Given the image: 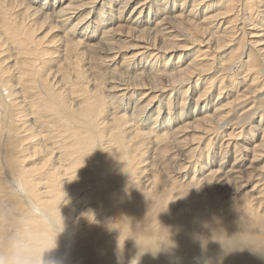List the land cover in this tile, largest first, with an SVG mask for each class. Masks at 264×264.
<instances>
[{
    "label": "bare ground",
    "instance_id": "1",
    "mask_svg": "<svg viewBox=\"0 0 264 264\" xmlns=\"http://www.w3.org/2000/svg\"><path fill=\"white\" fill-rule=\"evenodd\" d=\"M5 1L0 59L4 44L15 41L16 50L9 66L0 60V237L24 234L33 256L61 252L65 264H84L78 247L94 242L102 253L122 252L116 264H133L132 253L139 264H171L167 257L181 249L186 264L206 256V264H253L241 247L264 242V108L251 104L238 117L235 107L264 99V0H177L176 10L173 1L135 0L124 31L109 27L110 11L128 0L116 9L115 0H58L51 12L24 4L20 14L39 16L40 24L18 22ZM96 8L97 20L87 23ZM48 19L62 33L55 49L57 39L34 33ZM94 25L103 26L97 41L85 34ZM131 31L136 43L104 93L80 55L111 60L93 56L114 53V35ZM188 45L196 49L173 55L167 67V53ZM53 56L62 58L58 69L50 68ZM141 61L147 64L138 67ZM124 99L133 100L130 112ZM187 100L194 102L189 112Z\"/></svg>",
    "mask_w": 264,
    "mask_h": 264
},
{
    "label": "rangeland",
    "instance_id": "2",
    "mask_svg": "<svg viewBox=\"0 0 264 264\" xmlns=\"http://www.w3.org/2000/svg\"><path fill=\"white\" fill-rule=\"evenodd\" d=\"M7 1V2H6ZM5 1V4L7 3V5H10V7L12 8V10L16 13V15H17V17H16V19H17V21L19 22L20 20H21V18H23V20L25 21V22H27V23H30V24H33L32 22H34V21H36L37 22V24L39 23H41V19L39 18V16H36V17H33V16H30V18H28L25 14L23 15V14H20L21 13V11H22V7H23V5L25 4H27V5H30V6H32V7H40V10H44L45 12L46 11H49V12H51V10H49V8H51V7H54L55 6V8H57L56 6H57V3H58V0H23V2H22V4H19V2H18V0L17 1H12V0H6ZM55 1V2H54ZM62 2L63 1H65V0H61ZM60 1V4H62V2ZM118 1H120V0H115V3L114 4H112V6H113V9H116L117 8V6L116 5H118L117 3H118ZM137 1V0H136ZM136 1L135 0H128L127 1V3H126V5L127 6H125L124 7V9H122V11H121V9H117L116 11H110L111 12V14H112V22H111V25H109V27L111 28V27H114V26H116L117 24H119V28L118 29H120V30H122V31H124V28L123 27H121V23H122V26H124L125 25V20H123L122 18H124V19H127V16H129L128 14L130 13L129 11L132 9V7L133 6H135V4H136ZM160 1H162V0H160ZM159 0H158V2H160ZM168 2H172V4H173V7H174V9L176 10L177 8H180V0L179 1H177V0H167ZM116 4V5H115ZM150 4H151V2H150ZM40 5H42V6H40ZM47 6L49 7V8H47ZM99 6V5H98ZM97 6V7H98ZM168 6H169V4H168ZM178 6V7H177ZM154 7H156L154 4L152 5V7H151V10L152 11H154ZM48 10H47V9ZM55 8H53V9H55ZM259 8H262V7H259ZM119 11V12H118ZM81 12H83V11H81ZM81 12H79L77 15H76V17H75V19H74V21L73 22H75V20L77 21V19H79V17H81L80 16V13ZM109 12V13H110ZM117 12V13H116ZM148 12V11H147ZM97 13H99V9L98 8H96L95 9V11L94 12H92V13H90L89 15H88V17L89 18H87V19H85L86 21L88 20V21H90V20H92V21H96L97 20ZM109 13H108V16H109ZM198 13V16H199V12H197ZM196 13V14H197ZM201 13V12H200ZM51 14V13H50ZM74 14V13H73ZM144 14H146V13H144ZM52 16H54L53 14H51ZM72 15V14H71ZM105 15H107V12L104 14V16ZM118 15H120V16H118ZM157 16H159V15H157ZM110 17V16H109ZM40 19V20H39ZM264 19V18H263ZM49 20V19H48ZM45 21V23L44 22H42V26L40 27V28H38V30L36 29V30H34V33H36V35H37V37H42V39L43 40H50V39H52V40H56V41H54V42H51V47L50 48H52V49H55V46H56V48L57 47H59L60 45H61V40H58V37H60L61 35H62V33H61V29L57 26H55V27H53V28H51L50 29V27H48V24L51 22L50 20L49 21ZM84 20V21H85ZM144 20H145V16H144ZM88 21H87V23H88ZM90 22V24H92L93 25V22ZM263 22H264V20H262ZM48 22V23H47ZM53 23H54V21H52ZM87 23L86 24H82L83 26H85V25H87ZM113 23H115L114 25H113ZM124 24V25H123ZM113 25V26H112ZM236 25L237 26H241L240 25V20H238L237 22H236ZM36 26V24L34 25V27ZM37 26H39V25H37ZM66 26H68V24L66 25ZM66 26H64V27H62L64 30H65V28H67ZM105 26V25H104ZM69 27V26H68ZM103 27V26H102ZM102 27H100V26H96V25H94V27H88L87 28V30H86V35H90V34H92V36L93 37H96V39L94 40V41H97V39L98 38H101V36H102V33H101V31L103 30V28ZM215 27H216V25H215ZM214 27V30L216 29ZM123 28V29H122ZM102 29V30H101ZM101 30V31H100ZM76 31V30H75ZM46 32H47V34H46ZM239 32H240V30H239ZM239 32H237V34H236V36L238 35V33ZM18 33V32H17ZM175 33L176 34H178L176 31H175ZM74 34H75V32H74ZM4 34H2V33H0V38L1 39H3V38H5V36H3ZM17 35V34H16ZM125 34H121V32H120V34L118 35H114V37L115 38H120L119 40L120 41H114V50H115V52L114 53H112V54H105L104 52L103 53H101L100 54V52H98L97 51V53L93 56L94 58H95V56L96 57H99V56H103V57H105V56H114V58H112L111 60H110V58L111 57H108V58H106L105 59V61H102L101 62V60L100 59H90V57H89V55L87 54V50H86V52L84 53V54H87V55H80V59H79V65L80 66H83V68L86 70V74H87V76L89 77V78H91L92 77V74L94 73V76H93V78H96L97 79V82L99 83L100 81H99V77H101V82H100V84H101V87L103 88V91H104V93H106V89H107V87L106 86H108L110 83L108 82V80H112V78H110V77H113V79H115L117 76H119L118 74V72H121V71H123L124 69L123 68H121L122 66H120L119 65V63H120V59H121V57L123 56V54H127V55H129L130 53H131V51L132 50H129V49H131V48H133L134 46V44L136 43V41L134 40V34H133V31H131L130 33H128V34H126V35H128V36H124ZM132 37H131V36ZM135 35H136V33H135ZM54 36H56V37H54ZM125 37V38H124ZM176 37H180V36H176ZM89 38H92V37H89ZM114 38V39H115ZM133 38V39H132ZM6 39V38H5ZM158 39H160V36H158ZM175 40V42L176 43H178V44H180V45H183V44H188L187 43V40H183L181 37L180 38H174ZM83 40V42H85V41H87V39H82ZM8 41V43L9 42H12L13 40H12V38H11V41H9V40H7ZM15 41H13V44L12 43H9L8 45L7 44H4V49H6L5 50V52H3V53H1V59L0 60H2L3 59V61H4V63L5 64H2L3 65V67H6V66H9L11 63H12V58L14 57V55H15V50H16V48H14V45H15V43H14ZM157 42V41H156ZM10 44H12V45H10ZM55 45V46H54ZM125 45V46H124ZM132 45V46H131ZM83 46V45H82ZM130 46H131V48H130ZM238 46V44L237 43H235V44H233V46H232V49H235L236 47ZM180 47V50H178V51H175V50H173V51H171L170 53H167V54H169V55H171L170 56V59H169V61H168V64H167V67L168 66H170L172 63H174V61L176 60V58H173L174 56H176L177 54H178V52H182V54H183V52H191V51H193V50H195L196 48H194V47H192L191 45H188V46H179ZM188 47V48H187ZM12 48V49H11ZM14 48V49H13ZM243 48H245V46H243L242 48H241V50H239L238 51V55L239 54H241V52H243ZM8 49V50H7ZM229 49L230 48H228V49H226L225 51L224 50H221V51H219L217 54H216V56L218 57V56H220V52H222V51H224L225 53H227L228 51H229ZM232 49H231V51H232ZM81 50V49H80ZM7 51V52H6ZM13 52V53H12ZM129 52V53H128ZM11 53V55L12 56H9V54ZM224 53V54H225ZM167 54H164V56H166ZM174 55V56H173ZM223 55V54H222ZM221 55V56H222ZM4 56V57H3ZM7 56V57H6ZM168 56V55H167ZM182 56H184V54L182 55ZM10 57H11V59H10ZM53 57H55L53 60H52V62H51V64H50V68H51V66H52V68L51 69H58V65H59V63H61V60H62V58L60 59V62L59 61H56L57 59H59L60 57L59 56H53ZM115 61V62H117L118 61V64H116V66H115V69L113 70V69H111L112 67H113V65H111L113 62L112 61ZM6 61V62H5ZM9 62V63H8ZM159 62H160V64H159ZM163 61L161 60V59H159V61H158V64L157 65H159L157 68H159V67H161V63H162ZM142 63L144 64V65H146L147 63H145V61H141V64H139V66L138 67H140V65H142ZM56 65V66H55ZM89 65H92L93 67H94V69H92L93 67H90ZM115 65V64H114ZM88 68H91V69H88ZM100 69V70H99ZM110 69H111V71H110ZM136 69H138L137 67L134 69V71H136ZM97 70H99V71H102L103 72V74H99L98 76H97ZM93 73H92V72ZM89 72V73H88ZM91 72V73H90ZM105 72V73H104ZM10 73H12V71L10 72ZM124 73H126V71L124 72ZM112 74V75H111ZM129 74H132L131 73V71H130V73ZM264 75V74H263ZM109 78V79H107V78ZM72 78H73V76H72ZM104 79H106V80H104ZM263 79H264V76H263ZM93 80V79H92ZM103 83V84H102ZM104 85V86H103ZM131 86H133V85H131ZM138 88V89H137ZM105 89V90H104ZM142 90H145V88H142V87H136V86H134V88H132V91H135V92H139V91H142ZM2 91V92H1ZM5 91V90H4ZM3 90H0V93H3L4 92ZM146 91V90H145ZM147 92H148V90H147ZM5 93V92H4ZM3 93V94H4ZM167 93V92H166ZM227 93H229V92H227ZM231 93V92H230ZM164 94H165V92H164ZM128 95V94H127ZM225 95V94H224ZM167 96V95H166ZM173 96V95H172ZM263 96V95H262ZM128 98H130V96L128 97ZM127 98V99H128ZM253 100H251V103L250 104H246L248 101H250V99L248 100V101H244V102H242V104H246V106L244 107V109H242V110H240V108H241V106H238V107H235L236 108V110H237V114H238V117L239 116H246L250 111H247V113H245V114H240L239 115V113H241L243 110H245V109H247L248 108V106L249 105H251V104H255V106H257L254 110H257L258 108H264V99L263 100H261L260 98V100L258 101V103H257V99H255V97H251ZM70 101H71V99H70ZM74 101V102H73ZM73 101L71 102V104H74L75 102H76V99L74 100V98H73ZM127 101L128 100H126V99H124L123 100V103H126L127 104ZM212 101H215V94L213 95V97H212ZM252 101H254V103H252ZM129 102V101H128ZM130 104H127V106H128V112H130L131 111V108H132V106H133V100H131L130 102H129ZM257 103V104H256ZM241 104V105H242ZM194 105V102H193V100L192 101H189V100H187V102H186V104H185V106H184V110L183 111H186V112H189V108L191 109V108H193V107H191V106H193ZM263 105V106H262ZM126 106V105H125ZM262 106V107H261ZM153 108V107H152ZM235 110V111H236ZM257 112V111H256ZM260 112H262V111H260ZM259 112V113H260ZM235 113L236 112H234V114H232V116L234 117V115H235ZM259 113H256L255 115L253 114V117L251 118L252 120V123L253 124H255V122H257V119H258V114ZM237 114H236V117H237ZM231 116V117H232ZM230 117V118H231ZM250 123V122H249ZM246 126H247V124H246ZM248 127H246V129H247ZM32 142H34V141H32ZM211 155V154H210ZM227 160V159H226ZM37 161V160H36ZM231 161V160H230ZM30 161H28V163H29ZM27 163V164H28ZM262 165H264V163H261ZM264 170V168L259 172V173H261V175H263L262 174V172H264L263 171ZM11 174V173H10ZM10 176V175H9ZM10 178V179H9ZM7 179H9L8 181V183H9V185H11L12 187H13V189L14 190H16V192H18L17 190H19L20 188L18 187V185L17 184H19V183H17V182H14L13 180H12V177H8L7 176ZM17 183V184H16ZM19 193V192H18ZM25 207L28 209V211H29V207L27 206V204H25ZM36 212L37 213H39V214H41L42 216H43V218L44 219H46L47 221H49L50 220V217H49V215H48V213L45 211V210H37L36 209ZM202 241V240H201ZM86 244V245H85ZM96 243L94 242V244H92V245H90V244H87V243H83V244H80V245H82V246H80V247H78V249L80 250L79 251V253L80 254H82L84 251V255L85 256H83L82 258L80 257L79 259L82 261V263H83V260H85L84 262V264H86L87 262L89 263V264H116V262L115 261H117L118 259V256L119 255H123V253L122 252H118L115 256H113V255H111L110 254V252L109 253H107L106 254V252H104V253H102L103 252V250H101V249H99V248H97L98 246L97 245H95ZM85 245V246H84ZM88 245H90V246H88ZM229 245V244H228ZM87 246V247H86ZM97 246V247H96ZM231 247H234V246H237V245H230ZM239 247V246H238ZM255 247L256 248H252V249H245L244 247H241L242 249H243V253H250L251 255H254L252 258H253V260H254V263L253 264H264V242H262V243H256V245H255ZM90 248V249H89ZM87 249H89V251L87 250ZM81 250H82V252H81ZM91 250H92V252H91ZM213 251H216V250H211L210 252H213ZM180 252V253H179ZM88 253V254H87ZM90 253V254H89ZM100 253V254H99ZM195 253V252H194ZM196 253L197 254H202V251H196ZM77 255V256H75V255H72V256H75L73 259H75L77 262H79V259H78V256H81V255ZM106 254V255H105ZM125 254V253H124ZM133 254H135V253H132V254H130V256L134 259V262H133V264H139V262H136V261H138L137 260V255L135 256V255H133ZM173 254H174V256H173ZM188 255L187 253H186V250H184V249H181V250H178V251H176V253L174 252V253H172L171 255L172 256H168L167 257V259L168 260H170L171 261V264H186L185 263V258H182V257H178V255ZM59 255H60V258H59ZM59 255L57 254V256H54V258L56 257V259H54L53 258V256L51 257V254L49 255V253H47V255H44V256H42L41 258H43V259H41L42 260V264H45L46 262H48V263H46V264H49L50 262H52V264H65V262H64V256L61 254V252L59 253ZM62 255V256H61ZM103 255V256H102ZM110 255V256H109ZM231 255V254H230ZM129 256V258H131ZM232 256V255H231ZM33 257H36V258H34L35 259V261H36V264L38 263V264H40V262L38 261V260H40V256H33ZM117 257V258H116ZM176 257V258H175ZM52 258V259H51ZM59 258V259H58ZM78 260H77V259ZM174 258V259H173ZM234 258V257H233ZM53 259L55 260V261H53ZM83 259V260H82ZM117 259V260H116ZM180 259V260H179ZM195 260L196 259V257H193L192 258V260ZM44 260V261H43ZM47 260H49V261H47ZM52 260V261H51ZM56 260H59V261H57L56 262ZM256 260V261H255ZM90 261V262H89ZM91 261H96L95 263L94 262H91ZM199 261H200V259H199ZM199 261H196V262H190V263H192V264H206V262H210V259H208V257L206 256V257H202V260L199 262ZM56 262V263H55ZM60 262V263H59ZM184 262V263H183ZM253 262V261H252ZM120 263V262H119ZM122 264V263H121ZM124 264V263H123Z\"/></svg>",
    "mask_w": 264,
    "mask_h": 264
},
{
    "label": "clouds",
    "instance_id": "3",
    "mask_svg": "<svg viewBox=\"0 0 264 264\" xmlns=\"http://www.w3.org/2000/svg\"><path fill=\"white\" fill-rule=\"evenodd\" d=\"M0 248L3 249L0 264H36L29 239L24 234L13 235L12 232H8L6 236L0 237Z\"/></svg>",
    "mask_w": 264,
    "mask_h": 264
}]
</instances>
